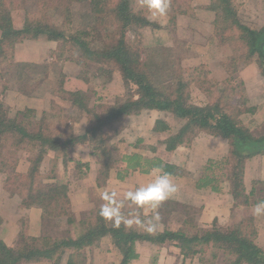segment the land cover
Returning <instances> with one entry per match:
<instances>
[{"label":"rangeland","instance_id":"374dc122","mask_svg":"<svg viewBox=\"0 0 264 264\" xmlns=\"http://www.w3.org/2000/svg\"><path fill=\"white\" fill-rule=\"evenodd\" d=\"M13 1L16 3L5 0L13 24L17 28L24 24L26 12L33 15L41 6L40 2L38 4L35 0H27L23 6L17 4L21 0ZM113 1L117 0H53L56 8L39 15L37 22L41 25L45 23L53 25L52 27L66 32L70 38L76 36L94 46V43L99 41L97 35L90 29L95 24V12L103 10L104 7L111 12L114 7ZM210 1L170 0L167 15L153 16L142 7V0H132L136 12L146 15L150 21L158 25V28L155 26L142 28L134 24L125 30V39L133 44V50L143 54L141 59L148 58V69L154 70L156 79L166 81L168 85L182 78L190 83L193 102L213 101L221 90L229 92V96L238 93L236 96L241 98V103L232 105L229 100L228 110L235 113L236 120L240 117L238 119L241 125L250 127L255 135L261 136L264 134L263 68L257 59L247 63L250 61L246 56L248 47L245 41L235 36L233 31L237 30L233 26L232 18L224 23L221 19V25H214L217 14L208 9ZM231 4L237 18L244 25L255 29L264 26V0H231ZM172 17L175 19H171ZM108 22L101 23L102 30L113 29L118 33L123 29L120 28L121 23L117 21L112 26L108 25ZM100 35L102 38L103 35L101 33ZM44 40L45 37L17 42L13 48L9 45L10 47L4 49V54H0V100L2 98L12 112H21V115H18L19 119L34 122L32 111H36L37 118L41 117L42 112H47L43 120L44 125L41 127L44 134L64 138L71 134L79 136L84 134L90 118L77 108H72L71 103L61 97L62 89L68 92H81V98L91 113H100L107 107L131 98L134 94L135 88H129L119 65L108 61L99 63L85 58L70 42ZM106 41L109 42L108 39ZM103 66L106 68L105 71L100 69ZM251 86L255 90L249 89ZM240 108L245 111L243 115L237 113ZM158 120L164 121L166 129L156 132L154 127ZM36 123L34 126L38 128L40 125ZM181 126L182 123L173 115L156 111L141 112L139 115L128 117L124 125L118 127L117 133L110 131L108 134L110 138L106 141V148L109 155L105 158L111 165L104 173H99L102 157L93 153L89 143L76 142L72 149H68L69 151H62L64 155L68 153L69 159L66 163L59 158L60 154L49 150L38 166L32 187L47 189L49 185L61 180L67 186L68 205L62 209L63 211L60 209L55 212L58 214L52 215L50 219H44L41 224H37L40 233H45L53 240L75 237L81 229L80 222L84 220L87 223L89 218L90 222L94 220V223L111 228L114 225L112 222L97 220L100 219L98 213L103 203L100 191L115 190L122 195L123 192L146 185L154 179V176H151L142 181L138 171H127V165L122 161L125 155L138 153L143 156L159 157L165 163L171 162L181 169V178L184 179L179 181H184L187 185L192 182L195 184L204 172L210 155L209 152H204V143H197V148L190 145L180 146L175 151L167 150L166 141ZM198 136L199 134L195 138ZM35 144L36 146L31 144L28 147L30 150L26 148L19 150L16 159L12 161L10 170H14L13 178L19 181L17 187H11L12 191L4 185L5 176L0 172V239L8 247L11 245L10 248H16L20 241L18 235V243L14 242L16 237L14 234L21 219H28L32 228L38 221L33 208L21 204V197L29 199L25 185L30 178L29 172L40 155V143ZM212 155L215 157L211 158L212 160L221 162L214 168L216 172L214 177L218 179L213 185L219 186L221 191L224 186L229 188L234 197L232 207L234 205L236 216L230 219V211L227 214L223 212L222 215L225 216H222V221L218 218L214 220L213 216L218 212H209L210 210L204 207L188 204L185 202L184 192L180 190L174 195L180 201H166L158 209L159 229L168 228L167 224L171 221V225L176 228L175 231L184 229L188 233L199 232L203 235L204 231H214L215 227L222 232H228L241 226L247 235L252 236L253 242L264 250V217H255L252 213V206L264 200V154H257L246 160L238 189L233 186L237 180L234 182L230 178L234 173L229 169L231 163H226L229 157L228 142L222 146L219 153ZM168 202L172 204L168 206ZM39 205L47 206L46 203ZM47 207L51 211H56V207L51 208V205ZM129 211L133 210L125 209L126 213ZM151 214L146 211L142 213L141 218ZM128 229L144 230L135 226ZM107 237L113 242L112 237L105 238ZM203 248L208 257L206 264H232L236 259L230 249L227 251L218 248L215 242L203 245ZM69 249L63 255L60 264L67 260L69 262L71 260L69 255L75 256L76 253L78 255L72 259L76 264H86L97 255H102L99 253L101 248L98 245L89 244L82 248ZM188 259L192 264H203L198 262L196 256ZM50 262L52 264L53 261Z\"/></svg>","mask_w":264,"mask_h":264},{"label":"trees","instance_id":"16d2710c","mask_svg":"<svg viewBox=\"0 0 264 264\" xmlns=\"http://www.w3.org/2000/svg\"><path fill=\"white\" fill-rule=\"evenodd\" d=\"M26 1L21 0L17 4L23 6ZM12 2L16 3L13 0ZM35 2L38 4L40 2L39 10L35 11L33 15L30 12H26L24 24L17 28L13 24L12 16L5 0H0V54H4V49L7 46L10 47L9 45L13 48L17 42L22 43L26 40H35L42 37H45L44 41L57 42L62 40L65 43L70 42L80 52L81 56L85 58L98 61L99 63L108 61L119 65L125 74L129 88L131 87L130 89H132L134 87L135 90L131 98L124 100L122 103L107 107L100 113H91L81 98V92H68L62 89V92H60L61 97L63 96L65 100L69 101L72 108H77L90 118L84 134L79 136L71 134L66 138L58 135L52 137L42 132L41 127L44 125L43 120H45L47 112H42L41 117L37 118L36 111H32L34 122L40 125L36 128L33 120L26 122L24 119H19L18 115H21V112H12L1 98L0 172L5 176L3 183L8 186L9 191H12L11 187H17L16 184L19 183L13 178L14 170H10L12 161L16 159L18 151L25 148L28 149L31 144L36 146L35 143L39 142L40 155L37 160L35 159V165L32 166V170L29 172L30 178L27 176L29 180H27L25 188L29 199L21 197V204L23 203L33 208L37 214L38 221H36L34 228H32L28 219L19 221L20 241L16 248L8 247L0 239V264L32 263L33 261H40L42 258L53 261V264H60L63 255L70 250L69 248H82L89 244L97 246L106 236L112 237L116 248L121 253V264H129L131 260L136 258L135 244L139 240L158 245L174 243L186 258L196 256L198 262L203 264L207 263L208 258L203 245L215 242L216 247L227 251L231 250L232 255L236 258L232 264H264V250L253 242L252 236L247 235L241 226L228 232H222L215 227L214 231H204L203 235H200L199 232L188 233L184 229L148 233L145 230L128 229L122 225L119 227L115 225L111 226V228L106 227L103 224L94 223V220L90 222L89 218L87 223L84 220L80 222L81 229L75 237L53 240L45 233H40L37 224H41L40 222L44 219H50L52 215L58 214L55 212L60 211V209L64 210L65 206L68 205L66 203L67 186L61 180L49 185L47 189L32 187V183L36 179V172L39 169L38 166L49 150L55 151L58 155L60 154L59 158L66 163L69 156L67 155L68 153L64 155L62 151H69L76 142L81 144L89 143L93 153L97 154L98 157H102L99 173H104L109 170V165H111L105 158V156L109 155L106 141L110 138L108 135L110 131L117 133L118 127L123 126L128 117L139 115L141 112L156 111L171 114L182 123V126L166 141L167 150L175 151L180 146H190L194 138L200 133L224 138L229 144V157L226 163H231L229 169L234 172L230 175V178L233 181L237 180L236 182L234 181L236 185L233 186L238 189V184H241V177L244 174L243 169L246 160L254 155L264 154V134L261 136L255 135L253 129L241 125L238 119L240 117L236 120L235 113L228 110L229 100L232 105L241 103V98L236 96L238 93L233 96L230 94L229 96V92L221 90L216 94L213 101L200 100L199 102H193L191 85L184 78L176 80L171 85H168L166 81L156 79L154 70L148 69V58L141 59L143 54L133 50V44L125 39V30L134 24L142 28L151 26L158 28V25L150 21L146 15L136 12L132 0L113 1L114 7L111 12L105 7L103 10L99 9L95 12V24L90 29L94 35H97V40L99 41L94 43V46L79 37L71 36L72 38H70L66 32L52 27L53 25H47L46 23L41 25L38 23L39 15L45 14L50 9L54 10L56 6L53 0H35ZM208 9L217 14V18L214 20V25L216 26L221 25L222 20L224 23L229 18L233 19V26L237 30L233 31L236 34L235 36H238L239 40L245 41L248 47L246 56L250 58V61H247V63L251 62L252 59H257L260 67L263 68L262 73L264 74V26L255 29L244 25L237 18L231 0H211ZM171 19L175 18L172 17ZM116 21L121 23L120 28H123L118 33L113 31V29H109V31L102 30V22H108V25L112 26L116 24ZM100 33L103 35L102 38H100ZM100 69L106 70L104 66ZM244 112V109L241 108L237 110V113L241 115ZM154 128L156 132L166 129L164 121L158 120ZM122 161L126 163V170L130 172L138 171L141 174H149L151 170L159 167L172 176L182 177V171L178 166L165 163L159 157L132 153L123 156ZM219 163L221 162L216 160L207 161L204 172L195 182V186L198 189L209 188L213 192L221 191L219 186L213 185L218 179V177L217 179L214 177L216 175L214 168ZM17 176L19 175L17 174ZM39 203H46L47 206L51 205V208L56 207V211H51L47 206L39 205ZM170 204L172 203L168 202V206ZM97 220L102 221V218L100 217ZM77 255V253L75 256L69 255L71 260H69L68 264H76L72 259Z\"/></svg>","mask_w":264,"mask_h":264},{"label":"crops","instance_id":"0c3cea01","mask_svg":"<svg viewBox=\"0 0 264 264\" xmlns=\"http://www.w3.org/2000/svg\"><path fill=\"white\" fill-rule=\"evenodd\" d=\"M249 89L255 90V88H253L252 86ZM227 142L228 141L222 137H216L210 134L200 133L199 136L193 140L191 146L193 148H197L198 147L197 143L199 144L204 143L203 144L205 148L204 152H209L208 154L210 155V158H208V160H212L211 158H215L214 155L212 154L219 153V151L222 150V146L224 147V145ZM219 143H222L223 145L221 144L219 146L218 145ZM218 155H223V154H218ZM170 164L173 163L170 162ZM151 176L154 175L149 174L142 176L141 174L139 177L142 178L141 179L142 181L143 180L145 181L147 177L149 178ZM174 178H175L174 183H176V185L178 186V191L182 190L184 192V197L186 198L185 202H188V204H192V206L204 207L206 208V210H210L209 212H214V211L218 212L216 213L217 215L215 214L213 216L215 217L214 220L218 218L219 221H222V216H225V214L222 215L223 212L227 214L230 211L229 212L230 219L236 216L237 213L236 211H234V205L232 207V203H234L233 200L234 197L231 195V192H229L230 191L229 188L224 186L222 187L223 190L220 192H213L210 190H200L198 188H195V184H193L194 182L190 184L188 183L187 185L186 182L179 181L184 178L181 177H174ZM186 191L188 192L186 193ZM168 201L178 202L180 200L176 199L174 196ZM231 207L233 210L231 209ZM17 225H18V229H15L16 231L14 237L15 236L16 237L14 242L17 241L18 243V235L20 231L19 222ZM167 225L168 228L164 227L161 230L158 228V230L154 233L162 232L164 230H169V231L176 230V228H174L171 225V221ZM9 246L11 247V245ZM98 246L101 248V250H99V253L100 254L102 253V255H97L95 258H93L91 261H88V263L86 264H121V259H122V256L120 257L121 253L114 246L113 242L109 239V237L107 238L104 237V239L101 241V243L98 244ZM135 252H136V258L131 260L129 264H192L191 260L186 258L174 243H166L164 245H158L152 242L139 240L135 244ZM36 264H51V262L49 259L42 258ZM63 264H68V260L65 261Z\"/></svg>","mask_w":264,"mask_h":264},{"label":"clouds","instance_id":"9594fccd","mask_svg":"<svg viewBox=\"0 0 264 264\" xmlns=\"http://www.w3.org/2000/svg\"><path fill=\"white\" fill-rule=\"evenodd\" d=\"M142 7L153 16H165L170 7V0H142ZM154 179L146 185L130 189L121 195L117 191H100L103 201L99 208V216L116 227L123 224L127 228L140 227L148 233L159 228L160 215L158 209L170 200L178 191L174 177L163 168H154L150 173ZM125 209L133 211L125 212ZM151 212V216L141 218L142 213ZM255 217H264V200L252 206Z\"/></svg>","mask_w":264,"mask_h":264}]
</instances>
